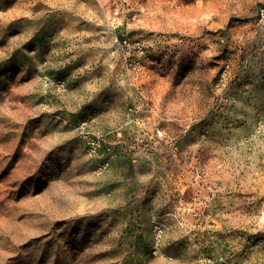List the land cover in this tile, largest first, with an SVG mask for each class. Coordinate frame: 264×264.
Segmentation results:
<instances>
[{"label":"rangeland","instance_id":"1","mask_svg":"<svg viewBox=\"0 0 264 264\" xmlns=\"http://www.w3.org/2000/svg\"><path fill=\"white\" fill-rule=\"evenodd\" d=\"M263 8L0 0V264H264Z\"/></svg>","mask_w":264,"mask_h":264},{"label":"built area","instance_id":"2","mask_svg":"<svg viewBox=\"0 0 264 264\" xmlns=\"http://www.w3.org/2000/svg\"><path fill=\"white\" fill-rule=\"evenodd\" d=\"M261 14L264 17V8L261 10ZM118 42H119V44H122L121 41L118 40ZM125 42H126V40H125ZM57 86H58V89L60 91L66 90V86H65V83L64 82H58L57 83ZM90 144H91V146H90L91 153L92 154H94V153L96 154L97 153V150H98V147L100 146V141L98 139H96V138H93V139H91ZM159 232L160 231L158 230V233ZM207 262L209 264H238L237 262L230 261V260L226 259L223 256H221L218 259H215V258H213V257L210 256V257H208Z\"/></svg>","mask_w":264,"mask_h":264}]
</instances>
